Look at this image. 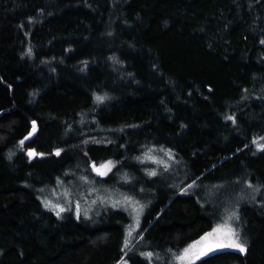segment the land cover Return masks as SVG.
Wrapping results in <instances>:
<instances>
[{"label": "trees", "instance_id": "16d2710c", "mask_svg": "<svg viewBox=\"0 0 264 264\" xmlns=\"http://www.w3.org/2000/svg\"><path fill=\"white\" fill-rule=\"evenodd\" d=\"M262 40L264 0H0V264H187L176 257L218 225L212 193L253 191L238 210L247 251L194 264H264ZM155 148L178 175L137 168ZM68 172L148 202L127 247L122 212L45 208Z\"/></svg>", "mask_w": 264, "mask_h": 264}, {"label": "rangeland", "instance_id": "374dc122", "mask_svg": "<svg viewBox=\"0 0 264 264\" xmlns=\"http://www.w3.org/2000/svg\"><path fill=\"white\" fill-rule=\"evenodd\" d=\"M135 165L137 168L141 167V170L149 179H160L164 176L172 175L176 176L180 171V165L175 153L165 149H149L135 161ZM94 172L97 174L95 170ZM152 173H155V175H152ZM78 176L73 172H68L66 179L60 180L56 186L45 190L46 192L42 200L45 208L57 213L59 207H62L65 209L64 211H73L77 218L84 217L86 219H92V213L97 209H100L95 214V218L97 219L104 216L107 209L109 211L115 210L122 212L128 220L126 222L127 230L125 232L124 243L125 245L130 244L148 213V202L132 198L129 192L126 193L124 191L125 189L121 184H117L115 188H108L102 183L95 185L90 180ZM104 177L106 175H99V178ZM246 187H249V185H246ZM198 189L200 191L202 190L201 187H198ZM144 192L147 193L146 191ZM201 193L204 198H207L210 190L204 188ZM216 193H212L214 203H217L216 208L219 215V222L215 228L231 224L239 232V206L241 207L244 203H249L257 199V192H241L237 195H223L222 193L216 195ZM77 205H79V214H77ZM232 212H235L239 216L238 221L235 218L231 221L228 220ZM176 261L178 263H187V261H179L177 259ZM120 264H129V262L122 261Z\"/></svg>", "mask_w": 264, "mask_h": 264}, {"label": "snow or ice", "instance_id": "6c2138e0", "mask_svg": "<svg viewBox=\"0 0 264 264\" xmlns=\"http://www.w3.org/2000/svg\"><path fill=\"white\" fill-rule=\"evenodd\" d=\"M264 44V40L261 41ZM104 97L96 96L97 102H103ZM228 119H233L232 117H228ZM33 128H35V122H33ZM31 135V134H29ZM27 139V137L25 138ZM264 139V138H262ZM257 145V148L261 151H264V144H260L258 141H253ZM20 144H24V140L20 141ZM59 151L56 152V155H59ZM29 156H33L34 152L29 151ZM112 166L111 161H107L102 163L99 167L96 164L92 165V168L97 172L98 175H106L107 171H110ZM155 175V173H152ZM252 187V185H249ZM258 191V189H257ZM59 207V206H57ZM65 209L59 207V211H57V215ZM79 205H77V214H79ZM235 218L237 221L239 220V216L232 212L228 220L231 221ZM131 234V233H130ZM127 247V244H126ZM218 249H237L241 253H245L247 251V245L241 240L239 232L231 226V224L225 226H218L214 228L211 232L205 233L199 240L195 241L188 248L184 249L183 254L176 257L179 261H187V264H194V261L200 259L202 256H206L210 252H214ZM142 256H145L147 259L151 260L153 257V253H141Z\"/></svg>", "mask_w": 264, "mask_h": 264}, {"label": "water", "instance_id": "95a60500", "mask_svg": "<svg viewBox=\"0 0 264 264\" xmlns=\"http://www.w3.org/2000/svg\"><path fill=\"white\" fill-rule=\"evenodd\" d=\"M227 249H218V250H216V251H214V252H210V253H208V254H217V253H221V252H225Z\"/></svg>", "mask_w": 264, "mask_h": 264}]
</instances>
